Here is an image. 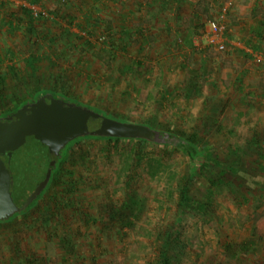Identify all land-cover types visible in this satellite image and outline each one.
<instances>
[{"label":"rangeland","instance_id":"374dc122","mask_svg":"<svg viewBox=\"0 0 264 264\" xmlns=\"http://www.w3.org/2000/svg\"><path fill=\"white\" fill-rule=\"evenodd\" d=\"M6 2L14 8L33 5L28 0ZM34 5L65 17L75 12L71 28L80 34L77 24L84 12L94 7L102 11L92 14L91 45L73 36L64 45L70 55L61 67L47 65L19 82L9 78L0 95V113L18 98L33 99V89L37 98L40 91H58L66 69H80L70 98L109 117L142 124L151 119L147 123L156 129L152 136L161 142L165 130L178 132V138L198 132L223 161L226 184L219 188L209 183L208 177L220 175L221 168L214 165L201 166L192 180L194 199L207 198L212 189L213 201L206 216L186 219V246L173 251L175 264H264V67L238 51L209 47L200 38L207 22L218 20L234 40H248L264 50V0H39ZM61 22L48 20L54 28ZM125 29L137 38L124 48ZM109 33L112 41L104 44ZM26 46L20 30L14 37L1 30L0 48L24 53L14 60L8 56L0 68L11 62L22 66ZM166 89L169 93L162 96ZM110 144L89 138L73 147L66 168L79 179V193L71 198V210L63 205L46 225L35 220L36 212L0 223V264H28L33 258L36 264H156V234L175 219L179 179L194 150L182 142L173 150L149 144L145 155L150 161L134 172L128 186L125 166L131 143ZM237 146L244 150L240 159L234 155ZM46 199L45 193L40 205ZM124 206L123 218L113 215L111 208Z\"/></svg>","mask_w":264,"mask_h":264},{"label":"trees","instance_id":"16d2710c","mask_svg":"<svg viewBox=\"0 0 264 264\" xmlns=\"http://www.w3.org/2000/svg\"><path fill=\"white\" fill-rule=\"evenodd\" d=\"M28 1L35 4L39 0ZM0 5L2 7L1 13L3 14L0 15V31L4 30L9 33L11 37H14L20 30L21 35L27 38V46L25 48L28 52L27 56L22 58V66L17 65L15 62H11L10 64H7L5 68H0V95L5 92L6 84L9 78L19 82V80H23L24 78L28 79L29 75H36L40 71V68L45 66L47 67V65L61 67L60 64L63 65L70 55L67 51V48H64V45L66 46L67 42L73 36L78 38L76 40L77 42L91 45V41L88 39V37H91L94 34L96 25L92 14L95 13V10L98 13L102 11L101 8L94 7L95 10L87 9L86 13L84 12L83 22H78L77 24L79 31L82 32L80 34L73 32L71 28L73 20L76 19V16L73 14L75 12L68 14L65 17L57 10L52 9L48 11V15L46 16L43 13L34 15L32 8L26 5H21L18 8H14L11 7L8 2H6V0H0ZM194 16L198 19L201 18V16L197 13H194ZM56 17L57 19L60 18L63 21L61 22L62 25H60L59 28H54L48 24V20L56 19ZM199 25L203 27L204 24L200 22ZM124 32L125 35L122 36L121 42L122 47L125 48V46L131 44V41L133 37H136V34L134 31L132 32L126 29ZM138 34H141L142 36L143 31L141 29L138 30ZM112 35L113 33H109L107 37L105 36L103 43L106 44V42L112 41ZM185 42L192 44L190 38H187ZM246 42L250 43L248 40ZM253 45L256 48L261 49L260 45ZM142 47L143 46H140L139 50H142ZM238 52L247 57L243 51L238 50ZM22 53L24 52H22L19 48H0V64L4 63L8 56H10V58L13 60L15 58H20L19 56ZM84 55L85 54H82L81 58L76 59V62L81 63L82 59H84ZM71 66L74 65L71 64ZM85 69L86 67L84 70ZM73 70L66 69L65 74H67V78L64 79L62 84L58 87V91H40L38 95L41 96L46 92H51L54 94L56 93L57 95H65L67 101L74 100L68 96V93H70L69 91L72 90L73 79L77 75H82V73L80 72V69L75 73H72ZM84 70L82 69V71ZM61 77L64 78V75ZM29 82L30 81H28V83ZM34 93L35 89L30 91L31 97L34 96L33 99L18 98L14 102V106L12 108L3 111L0 113V115L5 117L12 115L15 111L22 107V105L35 101L37 99V95L35 96ZM165 93H169V91L166 89L162 96L165 95ZM76 102L80 103L78 101ZM95 108L101 110L97 107ZM103 112L106 114L105 111ZM142 121L148 125L147 122H151L152 120L145 119ZM155 132L156 129L153 130L152 135H154ZM177 133L178 132L176 131L168 132L165 130V132L162 133L164 134L163 136H165L164 142L156 140L154 136H152V139L154 138L153 140H147L138 137L127 138L118 136L80 137L72 140L65 148V151L61 153V155H53L49 152L48 146L36 139L33 135L22 136V134L13 126H9L6 131L0 129V152L3 154V158L9 170L11 171L10 190L13 199L18 205H22L27 197L32 194L37 185L45 178L51 161L55 160L57 163L56 167L53 169L52 176L47 187L33 200L28 208L23 212L16 213L8 220L0 221V223L7 224L17 219H26L28 214L36 212L37 217L35 220L43 222L46 225L52 222L56 215L55 211L57 209L59 210L63 208V205H65V207L69 206L71 210L73 205L71 198L79 193V179L75 177V174L72 170L66 168V164L70 160L73 147L79 142H82L84 139H103L108 143H113L110 145H116L122 141H128L131 143L129 152H127L128 159L125 166V183L128 186L131 185L134 172H138V169L143 165L145 160H147V162L150 161L151 157L148 158L145 155V148L149 144H153L155 147L165 146L173 150L179 149V147L181 148L180 143L182 142L183 147L188 146L192 148L194 153L192 154L189 151V156L191 158L190 163L188 164L186 172L182 174L179 179V184L177 187L178 195L176 199L175 219L169 223H166L165 226L160 228L156 234L158 249L155 263L175 264L176 256L173 254V251H179L186 246V239L183 237V227L187 222L186 219L191 214H200L201 216H206L213 201L212 189L210 190L211 193H209L207 198H202L200 200L194 199L190 191V184L199 172L201 166H204V168L211 165L218 166L220 168L224 166L223 161L220 160L219 155L216 154L215 148L211 144H204L203 138L198 134V132H189L186 134L187 137L185 138L176 137L178 135ZM201 144H203V146H200ZM234 153L237 159H240L244 153L242 146H237ZM260 157L264 158L263 152H260ZM261 168L264 169L262 165ZM219 174L220 175L217 178L208 177V181L211 185L220 188L222 185L226 184V170L221 168ZM45 193L47 196L46 202L40 205V200ZM33 209L35 210L33 211ZM120 210H123L122 215ZM125 210V206L117 210L111 208V211H114L113 215L119 216L121 218L124 217ZM109 213H111L110 210ZM36 262L37 258H33L28 262V264H36Z\"/></svg>","mask_w":264,"mask_h":264},{"label":"water","instance_id":"95a60500","mask_svg":"<svg viewBox=\"0 0 264 264\" xmlns=\"http://www.w3.org/2000/svg\"><path fill=\"white\" fill-rule=\"evenodd\" d=\"M15 127L22 136L33 135L48 146L53 155L65 151L69 143L80 137H127L153 140L150 125L109 117L101 110L75 100H66L65 95L53 96L51 92L28 102L12 115H0V129ZM57 163L52 160L45 178L22 205L11 194V171L0 152V221L10 219L25 211L33 200L47 187Z\"/></svg>","mask_w":264,"mask_h":264},{"label":"built area","instance_id":"2783aa9c","mask_svg":"<svg viewBox=\"0 0 264 264\" xmlns=\"http://www.w3.org/2000/svg\"><path fill=\"white\" fill-rule=\"evenodd\" d=\"M32 8L33 14L38 15L43 13L45 16L48 13L45 9L39 8V6L29 5ZM200 38L204 42L216 48L220 51H243L247 55V59L253 64L264 67V50L256 48L252 42L234 40L230 35L227 34L226 26L223 22L218 20H209L200 34Z\"/></svg>","mask_w":264,"mask_h":264},{"label":"flooded vegetation","instance_id":"af4514ba","mask_svg":"<svg viewBox=\"0 0 264 264\" xmlns=\"http://www.w3.org/2000/svg\"><path fill=\"white\" fill-rule=\"evenodd\" d=\"M53 94V96H57V95H55L54 93H52Z\"/></svg>","mask_w":264,"mask_h":264},{"label":"crops","instance_id":"0c3cea01","mask_svg":"<svg viewBox=\"0 0 264 264\" xmlns=\"http://www.w3.org/2000/svg\"><path fill=\"white\" fill-rule=\"evenodd\" d=\"M247 59V58H246Z\"/></svg>","mask_w":264,"mask_h":264}]
</instances>
